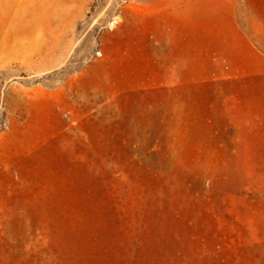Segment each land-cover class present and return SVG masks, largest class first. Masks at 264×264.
Here are the masks:
<instances>
[{"label":"rangeland","instance_id":"1","mask_svg":"<svg viewBox=\"0 0 264 264\" xmlns=\"http://www.w3.org/2000/svg\"><path fill=\"white\" fill-rule=\"evenodd\" d=\"M0 264H264V0H0Z\"/></svg>","mask_w":264,"mask_h":264},{"label":"crops","instance_id":"2","mask_svg":"<svg viewBox=\"0 0 264 264\" xmlns=\"http://www.w3.org/2000/svg\"><path fill=\"white\" fill-rule=\"evenodd\" d=\"M239 35H240V40H241V43H242V40H243V34H242V32L240 31V28H239Z\"/></svg>","mask_w":264,"mask_h":264}]
</instances>
